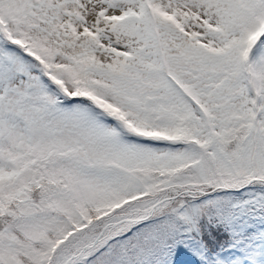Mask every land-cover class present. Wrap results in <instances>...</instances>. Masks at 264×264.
<instances>
[{
  "label": "snow or ice",
  "instance_id": "6c2138e0",
  "mask_svg": "<svg viewBox=\"0 0 264 264\" xmlns=\"http://www.w3.org/2000/svg\"><path fill=\"white\" fill-rule=\"evenodd\" d=\"M0 264H264V0H0Z\"/></svg>",
  "mask_w": 264,
  "mask_h": 264
}]
</instances>
